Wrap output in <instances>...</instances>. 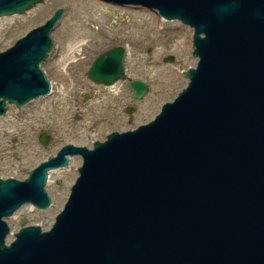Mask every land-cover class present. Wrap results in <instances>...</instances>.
I'll return each instance as SVG.
<instances>
[{
  "label": "water",
  "instance_id": "obj_1",
  "mask_svg": "<svg viewBox=\"0 0 264 264\" xmlns=\"http://www.w3.org/2000/svg\"><path fill=\"white\" fill-rule=\"evenodd\" d=\"M40 1L0 0V17ZM100 1L189 26L196 61L148 122L91 148L65 143L23 179L0 177V264H264V0ZM62 13L0 51V116L50 92L40 64ZM125 54L95 55L87 78L125 80ZM128 88L134 99L148 90L138 79ZM74 154L78 174L49 226L22 219L6 240V218L26 203L47 208L48 171Z\"/></svg>",
  "mask_w": 264,
  "mask_h": 264
},
{
  "label": "rangeland",
  "instance_id": "obj_2",
  "mask_svg": "<svg viewBox=\"0 0 264 264\" xmlns=\"http://www.w3.org/2000/svg\"><path fill=\"white\" fill-rule=\"evenodd\" d=\"M56 8H62L63 13L52 31L54 44L41 62V67L51 77L50 94L29 100L21 107L8 104L6 114L0 117V165L12 172L7 176L22 178L32 167L22 160L28 146H35L44 158L53 155L60 145L71 143L59 136L63 131L83 126L87 131L84 138L92 141L99 139L96 135L102 124L112 127L115 123L126 122L133 126L139 105L155 94L160 68L170 66L183 80L186 79L182 74L186 67L170 49L174 48L179 31L191 28L178 20H154V11L144 7H119L99 0H42L22 14L0 17V50L42 23ZM166 43L171 46L168 52L161 48ZM119 45L126 50L125 80L111 85L94 84L86 76L92 59ZM129 79L146 83L148 90L142 98L132 97ZM40 131L48 137L45 144L39 141ZM55 145L58 146L52 152L50 147ZM73 168L76 169L70 159L67 165L55 170L68 173ZM45 188L51 198L53 193L62 192L66 189L63 175L53 180L48 178ZM26 206L39 215L21 212L14 220L15 224L19 226L25 219V223L45 228L48 223L41 224L42 215L54 208L53 201L45 209L31 204ZM36 218L41 222L34 221Z\"/></svg>",
  "mask_w": 264,
  "mask_h": 264
},
{
  "label": "bare ground",
  "instance_id": "obj_3",
  "mask_svg": "<svg viewBox=\"0 0 264 264\" xmlns=\"http://www.w3.org/2000/svg\"><path fill=\"white\" fill-rule=\"evenodd\" d=\"M125 7H127V6H125ZM153 19L164 21L157 13H155V15L153 16ZM183 30L184 31H179V35H178V38L176 39V42L174 44V48H172L170 50L172 52H174L179 57V60L182 61L183 66L186 67L185 69H187V67L192 66L195 63L196 58L190 56V53L192 50V44H191L192 29H189V30L183 29ZM161 48H164L166 50V52H168L169 51L168 49L171 48V46L169 43H166V45L161 47ZM124 62H125V60H124ZM157 76L158 77L156 79V84H155V88H156L155 94L153 95V97L145 99L139 105L140 111L136 115L135 124L133 126L132 125L128 126V124L126 122H121V123L119 122V123H115L112 127L108 126L106 124H102L98 128V135H96V137H98L99 139L100 138L103 139L105 137V135L113 129H117L119 131L125 130V129H130V128L136 126L137 124L147 122L159 110L160 104L162 103V101L168 100L167 98H169V99L172 98V96H174V94L186 82V79L183 80L181 75L179 74V72H177L176 70H174L170 66H167V67L164 66V67L160 68L158 70ZM0 117H2V116H0ZM87 126H89V124ZM83 128H84L83 126L82 127L78 126V127H75V129L72 131L71 130L68 132H67V130L63 131V133L59 136L62 137L66 142H71V143H74L77 145L86 144V142L88 140L86 141V139L84 138V135L86 134L87 131H85V129H83ZM87 143H88L87 144L88 146H91L92 142L88 141ZM58 145L50 147L51 151L54 152L55 148H57ZM24 153L25 154L22 157V160L24 161V164H27L28 166H31V165L33 166V165L37 164L40 160L45 159V157L44 158L41 157L42 153L39 152V149H37L35 146H33V147L28 146V148L25 150ZM71 161H72L74 167H77L81 161L80 155H77V156L71 158ZM75 170L73 168L70 172L66 173L64 171H61L60 169H58V170L54 169V170H50L48 172V174H49L48 178L51 180L56 179L59 176L63 175V178H64L65 183H66V189L62 190V192H59V193H55V194L53 193L51 199L53 201L54 208H49L46 212L47 215H42V217H43L42 222H41V219H39V218L34 219V221H37L39 223L41 222L42 225H45L47 223H48L47 226L49 225V223L53 220V217H54L56 211L61 207L62 203L64 202L65 197L68 194L69 186H70L72 180L74 179V177L77 173V172H75ZM10 173H12V172L11 171L9 172V170L7 168H2V166L0 165V176L1 177H3V178L7 177V175ZM49 189H50V191H52V187H49ZM48 194L50 195L49 192H48ZM21 212L24 214H28L30 216H35V217H37L39 215L34 210H31L30 206H26V205L21 206L18 210H16L13 213V215L10 218L7 219V222L10 226V232H9L8 236L6 237V240H10L11 237L13 236L14 231L17 229V225L15 224L14 220L16 218H18L17 215ZM42 228H44V227H42Z\"/></svg>",
  "mask_w": 264,
  "mask_h": 264
}]
</instances>
